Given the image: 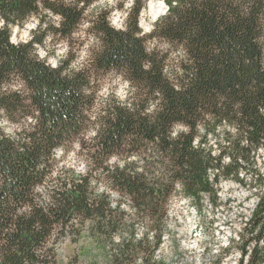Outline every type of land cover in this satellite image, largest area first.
Masks as SVG:
<instances>
[{"label": "trees", "instance_id": "1", "mask_svg": "<svg viewBox=\"0 0 264 264\" xmlns=\"http://www.w3.org/2000/svg\"><path fill=\"white\" fill-rule=\"evenodd\" d=\"M98 1L0 0V116L16 126L15 134L0 129V264H58L61 241L85 232L102 260L79 252L67 264H150L173 197L199 203L214 195L213 167L243 182L239 175L264 150V0H164L168 10L149 33L139 25L148 0H133L123 28L109 9L89 12ZM32 17L31 40L13 42L11 25ZM83 24L86 63L73 68L67 55L52 66L39 56L49 39L70 45ZM149 40L168 47L149 49ZM108 73L129 91L95 114ZM220 130L216 155L206 137ZM75 145L84 170L53 178L56 151ZM260 197L244 249L264 235ZM136 221L149 222L152 239L134 237ZM247 264H264L258 244Z\"/></svg>", "mask_w": 264, "mask_h": 264}, {"label": "rangeland", "instance_id": "2", "mask_svg": "<svg viewBox=\"0 0 264 264\" xmlns=\"http://www.w3.org/2000/svg\"><path fill=\"white\" fill-rule=\"evenodd\" d=\"M161 1L164 0H148L146 7L141 11L139 25L144 33H149L153 29L154 23L166 13ZM132 4L133 0H100L91 6L89 12L95 13L101 9H109L111 10L110 21L112 25L117 28H123ZM52 19L56 22L59 21V18L56 16H53ZM37 20V18L32 17L23 26L12 24L11 40L15 43L31 40L33 30H35L38 23ZM1 24L2 22L0 21ZM85 29L86 24L81 25L77 29L70 45L64 39L47 40L46 46H38L39 56L46 59L52 66H56L67 55H72L75 58L71 63V67H80L87 62L89 46L91 45ZM147 45L149 49L157 47L166 50L168 47L166 43L159 40H149ZM177 55L178 53L174 51L170 53L171 62L175 61ZM128 91L129 85L125 79L114 73L106 74V77L100 82L97 103L92 112L96 114L100 110L102 102L110 99L112 95L119 100H124ZM178 128L181 129L182 127L179 126ZM0 129L5 133L15 134L16 126L8 122L4 116H0ZM94 132V128L89 129L86 133V138L93 137ZM206 142L214 145V153L218 155L219 147L217 148L215 145H217V142L224 144V132L220 130L215 135H208ZM55 157L56 166L52 173L53 178L62 172V169L67 170L72 168L78 172H82L87 165L84 153L80 152L76 145L68 152L63 148H59L56 151ZM256 158L258 161L256 168H245L242 174L239 175L243 182L237 180L238 184L234 187L222 191L224 195L223 201L219 199L217 192L210 196V202H206L204 196H202L199 203L192 198L189 199L183 192L177 193L169 206L166 227L161 235L162 242L160 248L154 252V259L150 260V264H190L192 263V257L196 255L194 247L197 243L200 246L208 245L211 247L212 241L219 242V232L222 234L225 232L230 233V230L232 232H239V228L243 227L242 223L244 222L246 203L249 199H257V197H260L264 193V150H259ZM225 161H228V157L225 158ZM258 176H261L262 184H260V179L255 181ZM53 184V181H48L46 185L40 187V190L46 194ZM99 187H103V185ZM211 203L212 205L210 206L209 204ZM122 206L127 207L128 203L124 201L122 202ZM196 228L199 230L197 232L199 237H195ZM164 234H166V238H163ZM145 236L152 239L149 222L136 221L134 237L141 239ZM248 237H250V234L245 228L242 232V241L237 246L242 248L244 240ZM117 238L115 236L114 239L117 240ZM259 249L262 250L260 247ZM79 252H85L91 256L97 255L96 258L99 261L102 260L101 250L98 245L85 232L77 242H72L69 238L61 241L58 245V264H67L71 260L72 255ZM138 264L144 263L139 261Z\"/></svg>", "mask_w": 264, "mask_h": 264}, {"label": "built area", "instance_id": "3", "mask_svg": "<svg viewBox=\"0 0 264 264\" xmlns=\"http://www.w3.org/2000/svg\"><path fill=\"white\" fill-rule=\"evenodd\" d=\"M217 173H219V170L213 167L212 180H216L215 192H217L219 199L223 201L224 195L222 191L234 187L236 184H238V182L236 179L225 177L223 175H220V173L218 174L217 177L216 176ZM251 199H249V201L245 205L244 208L245 217H244V222L242 223L243 227L239 228V232L238 231L232 232L230 230L229 235H222L221 242H214V241L211 242V248H219V258L215 260L213 264H217L218 262H227L228 264H247L255 245L258 244L259 245L258 247L262 249V245H264V235L259 238H256L255 236L252 235L253 238L246 245L245 249L243 247L240 248L237 246V244L240 241H242L243 230L250 223L255 212V211H248V204L251 202ZM209 205L211 206L212 203ZM220 231H222V229H220ZM166 237H167L166 234H164L163 238Z\"/></svg>", "mask_w": 264, "mask_h": 264}, {"label": "bare ground", "instance_id": "4", "mask_svg": "<svg viewBox=\"0 0 264 264\" xmlns=\"http://www.w3.org/2000/svg\"><path fill=\"white\" fill-rule=\"evenodd\" d=\"M161 4L165 7V12L167 10L166 3L164 1H161ZM152 8V7H150ZM153 10V9H152ZM151 10V11H152ZM213 170L210 171V181L213 183L215 189H216V181L212 180ZM210 194L203 193L202 196H204L206 202H210ZM190 199V198H189ZM260 202V197H257V199H252L251 202L248 204V211H255L258 204ZM195 213L196 210L194 209ZM199 230L196 228L195 231V237H199V234L197 233ZM225 232V231H224ZM230 233H224L221 232L218 233V240L219 242L222 241V235H229ZM215 240V239H214ZM210 243V242H208ZM196 255L192 257V260L190 264H213L215 260L219 258V248H211L208 245L200 246L198 243L194 247ZM262 249H264V245H262ZM193 253V252H192ZM217 264H228L227 262H218Z\"/></svg>", "mask_w": 264, "mask_h": 264}, {"label": "water", "instance_id": "5", "mask_svg": "<svg viewBox=\"0 0 264 264\" xmlns=\"http://www.w3.org/2000/svg\"><path fill=\"white\" fill-rule=\"evenodd\" d=\"M167 6V5H166ZM167 9H168V6H167Z\"/></svg>", "mask_w": 264, "mask_h": 264}]
</instances>
